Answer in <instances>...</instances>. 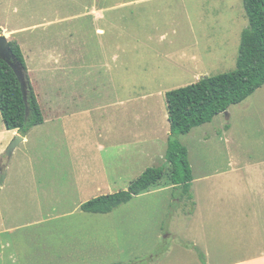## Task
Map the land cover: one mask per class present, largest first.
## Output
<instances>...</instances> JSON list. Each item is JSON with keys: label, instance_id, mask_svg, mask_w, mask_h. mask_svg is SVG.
Masks as SVG:
<instances>
[{"label": "rangeland", "instance_id": "1", "mask_svg": "<svg viewBox=\"0 0 264 264\" xmlns=\"http://www.w3.org/2000/svg\"><path fill=\"white\" fill-rule=\"evenodd\" d=\"M97 1L20 0L21 15L10 23L2 18V25L14 30L27 27L19 20L88 16ZM130 1L111 0L118 7L104 13L117 22L101 25V39L118 55L110 73L93 74L89 16L83 70L68 76L53 64L48 69L40 55L29 56L49 123L34 127L11 157L18 134L6 130L0 112V264H218L264 254V86L178 137L194 175L191 195L170 186L166 171L162 182L109 214L81 209L164 166L171 136L166 94L236 70L249 26L242 0L120 6ZM60 26L44 32L48 51L62 49L55 41ZM41 36L42 27L16 37L33 46ZM49 77L54 83L41 81ZM48 97L76 102L53 115ZM66 109L73 114L68 119L59 113Z\"/></svg>", "mask_w": 264, "mask_h": 264}, {"label": "trees", "instance_id": "2", "mask_svg": "<svg viewBox=\"0 0 264 264\" xmlns=\"http://www.w3.org/2000/svg\"><path fill=\"white\" fill-rule=\"evenodd\" d=\"M242 1L249 26L241 36L236 70L168 92L166 103L171 136L164 166L146 170L127 191L89 201L81 208L84 212L109 214L162 182L166 171L169 173L170 186L181 188L185 194L191 195L194 175L188 149L178 137L211 123L218 115L226 114L231 106L243 103L264 86V0ZM9 43L24 73L27 100L25 102L14 71L0 60V112L7 131H17L26 137L34 127L44 124V116L28 75L22 49L15 41Z\"/></svg>", "mask_w": 264, "mask_h": 264}, {"label": "crops", "instance_id": "3", "mask_svg": "<svg viewBox=\"0 0 264 264\" xmlns=\"http://www.w3.org/2000/svg\"><path fill=\"white\" fill-rule=\"evenodd\" d=\"M96 1V0H95ZM146 0H133L130 2H125L124 4H121L120 6L124 5H132L135 3H142ZM0 26L2 28V36L8 39V41H15L17 42L23 52L27 69H28V75L30 78V81L32 83V86L34 88V91L36 93L38 102L41 106V109L43 110L41 101H40V93L38 92V88L35 86V75L32 71V67L29 65V56H34V53L40 55V57H43L46 61L47 68L49 69V65L53 64V66H57L58 70L67 72L68 76H70V70L77 71V70H83L85 67V57L87 56V35L85 33L84 23L86 17H91L92 20V26H93V46H92V70L93 74H96L98 71L101 72L103 68H106L108 72L110 73L113 69V66H117L116 63L118 61L117 57L118 55L115 54L113 49H110L109 45H105L104 40L101 39V37H104L106 35V30L101 27L102 22H106L108 27H113L114 25H117V22H109L110 20H106L104 13L106 12H113L118 6L111 2V0H104V4L101 7L99 5V0L97 2H94L92 11L88 13V16H86L85 12H82L81 14L77 15V17H66L59 20H52L45 18L43 21L38 22L35 20H19L16 25H27L26 28L22 29H14V30H7L2 25V18L5 19L7 23L12 22V18H14V21L17 19L16 17L21 15V7H20V0H0ZM106 2V3H105ZM31 22H34V24H30ZM60 24V29L56 32V34L59 37L55 38V41H59L62 43V49L56 47V50L54 51H48L45 46H49L47 44H44V36L45 31L48 36V28L50 26H55ZM40 27L43 28V36L39 38L38 40H34L36 42L33 46L30 44L31 42L26 41H19V39L16 37L20 34V32L29 30L31 32H36ZM96 38V39H95ZM165 36H161L160 40L164 39ZM51 41V40H47ZM40 42H43L45 50L41 49ZM46 42V41H45ZM27 49V50H25ZM26 51L29 52L28 56L26 55ZM118 51H122L123 53L127 52V48L120 47ZM114 53V54H112ZM126 55V54H125ZM123 55V58H125L124 62H128L126 56ZM105 58V65H102V60L100 58ZM128 57V56H127ZM61 58V60H60ZM108 59V61L106 60ZM28 60V62H27ZM123 67V64L120 65ZM118 66L116 69L120 68ZM60 67V69H59ZM35 77V78H34ZM69 78V77H68ZM49 79V80H48ZM48 79H41V81L54 83V78L49 77ZM39 80V79H38ZM69 80V79H68ZM45 84V83H43ZM62 84V89H63ZM55 86V85H53ZM68 91L70 90L69 83L67 85ZM44 90V89H43ZM49 90V89H48ZM42 92V91H41ZM41 95H44L43 93ZM67 97H69L70 92L67 93ZM47 96V95H46ZM66 97V98H67ZM59 102V103H58ZM76 102V99H69L66 100L64 97L58 100V97H48L45 101V106L48 107L51 114H57L56 111L59 109L57 107H66L68 105H73V103ZM44 111V110H43ZM65 118H69L73 114L69 113V111L63 110L62 112ZM44 116V124H48L49 120L45 118ZM56 118V117H55ZM5 126V125H4ZM67 128H65L66 130ZM13 135L18 134L17 131H11ZM21 136V135H20ZM22 143H26L28 141V137H23ZM263 194V191H260ZM207 258H210V255L208 253ZM218 264H264V254H259L253 257L237 260V261H231V262H220Z\"/></svg>", "mask_w": 264, "mask_h": 264}, {"label": "water", "instance_id": "4", "mask_svg": "<svg viewBox=\"0 0 264 264\" xmlns=\"http://www.w3.org/2000/svg\"><path fill=\"white\" fill-rule=\"evenodd\" d=\"M0 60L6 62L11 67V69L14 71L15 75L17 76L21 84L22 91L25 97V102H26L27 100L26 99V82H25L23 70L20 64L17 63L13 55L8 39L2 35L0 36ZM23 140L24 139L22 136L20 135L17 136L16 140L13 142V144L9 147L7 151V155L9 157L12 156L15 148L18 146V144L22 143Z\"/></svg>", "mask_w": 264, "mask_h": 264}]
</instances>
